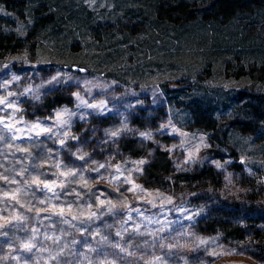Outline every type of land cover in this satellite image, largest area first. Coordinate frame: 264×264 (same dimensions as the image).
Listing matches in <instances>:
<instances>
[{
    "label": "rangeland",
    "instance_id": "obj_1",
    "mask_svg": "<svg viewBox=\"0 0 264 264\" xmlns=\"http://www.w3.org/2000/svg\"><path fill=\"white\" fill-rule=\"evenodd\" d=\"M216 1H0V264H264V0Z\"/></svg>",
    "mask_w": 264,
    "mask_h": 264
},
{
    "label": "trees",
    "instance_id": "obj_2",
    "mask_svg": "<svg viewBox=\"0 0 264 264\" xmlns=\"http://www.w3.org/2000/svg\"><path fill=\"white\" fill-rule=\"evenodd\" d=\"M0 1L10 10H15V9L21 10L22 9L21 7L25 6V4H26V0H0ZM216 3H218V5L220 7L219 8L214 7L212 12L210 13L211 20L213 22H216V23L220 22L222 20L232 19L235 16L247 11V9L245 8L246 2H242L241 0H230V2H226L225 0H220V1H216ZM158 7H159V9H158L159 12H161V11L170 12L172 9H176V11L178 13H181V12H186V10H187V7H184V5L182 3L170 4V3L161 2V3H159ZM191 12H193V11H188L186 13L191 14ZM135 17L141 18V16H139V15H137ZM142 17H144V16L142 15ZM0 20H2V19L0 18ZM159 24H161V23H159ZM0 27H1L0 28V56H2L5 52L9 51V49H16L18 47L23 46V44H25V42H26L25 40L27 37H22V38L17 37L13 32L4 33L2 31V25H0ZM262 68H264V65L262 66ZM247 103H250V105ZM244 106L248 107L250 110H252V111H250V113L252 115H254L255 118H250V119L244 120V121L242 120L241 122H238L233 128H235L237 130H241V131H246V132H255L257 130V127L260 128V127L264 126V102L263 103L262 102L257 103L254 100V102H245ZM195 114H199V113L196 112ZM196 120L201 121L202 123L209 124L212 121V117L205 118L203 116H200ZM212 127H214V126H212ZM251 128H254V130L252 131ZM256 132H259V130H257ZM227 137L229 138L228 135L226 136V138ZM262 154L264 155V146H262ZM160 161H161V159L158 158V160L156 162L160 163ZM154 167H156L155 169L157 170L156 171L157 174H156L155 178L161 177V175H163V174L165 177V173L162 170V168H160V166L157 167V165H154ZM210 167L212 168L211 170H213V166H210ZM210 167H209V169H210ZM162 171H163V173H161ZM216 178L219 181L220 175L217 174ZM219 218L221 220H223L222 216H219ZM220 219L216 218V220L221 223ZM205 223L206 224H202L201 226H204L206 229H207V226H211V227L214 226L215 227V225H217V222L214 223L213 219H210V217H206ZM92 259H94V258L92 257ZM75 260H76V258H72V261L67 262V263L73 264ZM83 263L84 262L80 261V264H83Z\"/></svg>",
    "mask_w": 264,
    "mask_h": 264
},
{
    "label": "water",
    "instance_id": "obj_3",
    "mask_svg": "<svg viewBox=\"0 0 264 264\" xmlns=\"http://www.w3.org/2000/svg\"><path fill=\"white\" fill-rule=\"evenodd\" d=\"M68 68H71L73 71H80V72H85L86 69L84 67H80L78 65H72V66H66Z\"/></svg>",
    "mask_w": 264,
    "mask_h": 264
},
{
    "label": "snow or ice",
    "instance_id": "obj_4",
    "mask_svg": "<svg viewBox=\"0 0 264 264\" xmlns=\"http://www.w3.org/2000/svg\"><path fill=\"white\" fill-rule=\"evenodd\" d=\"M15 79V78H14ZM56 77H53V80H55ZM0 103H2V101H0ZM92 107H95L94 105H92ZM113 135H116V133H113ZM142 163V162H141Z\"/></svg>",
    "mask_w": 264,
    "mask_h": 264
}]
</instances>
